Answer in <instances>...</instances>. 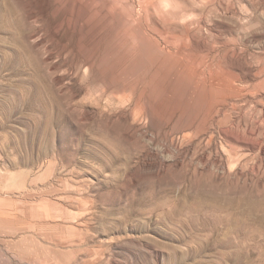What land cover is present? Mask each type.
Segmentation results:
<instances>
[{
	"label": "rangeland",
	"instance_id": "1",
	"mask_svg": "<svg viewBox=\"0 0 264 264\" xmlns=\"http://www.w3.org/2000/svg\"><path fill=\"white\" fill-rule=\"evenodd\" d=\"M0 3V264H264V0Z\"/></svg>",
	"mask_w": 264,
	"mask_h": 264
},
{
	"label": "bare ground",
	"instance_id": "2",
	"mask_svg": "<svg viewBox=\"0 0 264 264\" xmlns=\"http://www.w3.org/2000/svg\"><path fill=\"white\" fill-rule=\"evenodd\" d=\"M152 1V0H151ZM145 2V1H144ZM147 5V4H146ZM5 11V12H4ZM12 17V11L9 7H6L4 5H2L0 3V28H2L3 30H5L6 32H9V37L13 42V46H11V51H12V56L15 60V62H12V67H14V71L16 72H20L22 70L25 69V60L27 61L28 58H31L30 53L28 51V48L26 45V43H24L25 45H23V42L25 40H22V38L17 34L12 32L13 28H15V26L17 25L16 21L11 18ZM22 41V42H21ZM181 41V40H180ZM202 41V40H201ZM172 42V44H174V41H170ZM168 42V43H170ZM203 44V42H202ZM31 45V44H30ZM199 46V45H198ZM202 46V45H201ZM171 48V47H170ZM5 55V53H3V56ZM90 58V57H89ZM209 58V57H208ZM88 59V58H87ZM210 61V60H209ZM208 61V62H209ZM90 63V62H88ZM89 65V64H88ZM203 66V65H202ZM92 67V66H91ZM191 67V66H190ZM204 68L206 67L205 65L203 66ZM202 68V67H201ZM249 68V67H248ZM200 68L195 69V73H194V80L196 82H198L199 78L201 79L200 75L202 74L201 71L199 70ZM243 69H246L245 67ZM250 69V68H249ZM86 70V69H85ZM252 70V69H250ZM200 72V73H199ZM208 72V71H207ZM219 73V72H218ZM230 73V72H229ZM228 73V74H229ZM220 75V73H219ZM227 75V74H226ZM254 76V75H253ZM256 77V76H255ZM211 78V77H210ZM227 78V76H226ZM229 78V77H228ZM37 79V78H36ZM205 79V78H204ZM231 79V78H230ZM248 79V78H247ZM246 79V80H247ZM39 80V79H38ZM232 80V79H231ZM216 81L219 82V84H223V79L221 77H217ZM233 81V80H232ZM231 81V82H232ZM29 82V81H28ZM102 82V81H101ZM104 82V81H103ZM102 82V83H103ZM103 85H105L103 83ZM110 85V84H109ZM77 89H79L80 87H76ZM106 88V87H105ZM36 89V88H35ZM107 89V88H106ZM111 89V88H110ZM43 90V89H42ZM37 91V90H36ZM113 91V90H112ZM48 93V92H47ZM115 94V92H113ZM45 94V93H43ZM46 95V94H45ZM213 95H217V93L214 92ZM237 95V94H236ZM36 96V95H35ZM218 96V95H217ZM225 96V95H224ZM227 98V97H226ZM52 101V100H51ZM137 103V102H136ZM234 106V105H233ZM220 108V107H219ZM227 109V108H226ZM46 112V111H45ZM221 112V111H220ZM49 113V112H48ZM238 206H239V201L237 202ZM239 220V219H238ZM239 223V221H238Z\"/></svg>",
	"mask_w": 264,
	"mask_h": 264
}]
</instances>
